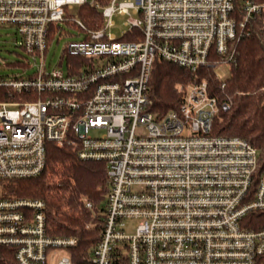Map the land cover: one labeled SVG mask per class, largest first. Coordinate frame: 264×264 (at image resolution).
Masks as SVG:
<instances>
[{
    "label": "built area",
    "instance_id": "1",
    "mask_svg": "<svg viewBox=\"0 0 264 264\" xmlns=\"http://www.w3.org/2000/svg\"><path fill=\"white\" fill-rule=\"evenodd\" d=\"M86 3L95 1L0 0V26L14 27L19 46L41 59L29 76L0 77L8 96L0 101V181L39 176L48 144L69 146L107 167L104 229L86 264H264V230L243 226L264 212L259 151L213 134L230 102L211 95L206 80L179 85L181 105L162 115L149 97L157 59L197 76L230 73L248 26L260 21L264 32V0H111L96 5L100 29L67 15ZM117 14L128 17L124 36L134 41L107 34ZM62 22L79 31L60 61L85 59L74 75L45 61ZM45 209L40 199L0 196V264H76L70 255L52 262L78 239L50 235ZM128 219L138 220L133 234Z\"/></svg>",
    "mask_w": 264,
    "mask_h": 264
},
{
    "label": "trees",
    "instance_id": "2",
    "mask_svg": "<svg viewBox=\"0 0 264 264\" xmlns=\"http://www.w3.org/2000/svg\"><path fill=\"white\" fill-rule=\"evenodd\" d=\"M110 1L95 0L93 5H80V20L89 29L102 28V12L96 5L105 6ZM55 30L53 27L51 34ZM246 32L237 43V57L226 79L219 78L213 69H200L197 76L174 63L157 59L149 83L150 110L162 115L177 109L183 101L179 85L206 80L211 95L231 104L228 111L216 116L213 134L242 137L252 143L259 151L261 173L264 172V32L260 21L249 25ZM123 39L134 41L130 35ZM84 60L68 57L72 66L69 74H76L78 64ZM6 92L7 89L0 92V101L8 99L3 95ZM108 192L104 162L81 160L72 147L49 143L45 170L34 178L5 183L3 195L44 201L49 234L76 237L78 244L70 250L72 259L76 264H86L101 240ZM88 202L92 208L86 206ZM243 226L264 230V212L248 215ZM114 264H127V260L117 259Z\"/></svg>",
    "mask_w": 264,
    "mask_h": 264
},
{
    "label": "rangeland",
    "instance_id": "3",
    "mask_svg": "<svg viewBox=\"0 0 264 264\" xmlns=\"http://www.w3.org/2000/svg\"><path fill=\"white\" fill-rule=\"evenodd\" d=\"M94 2L95 0H89ZM81 7L79 5L74 6L67 12L72 20L80 19ZM128 17L126 15H114L112 18L114 24L107 29L108 35H113L116 38H122L127 29L125 22ZM61 27L65 30L67 35H63L62 38L57 42L55 41L49 46L46 54L47 69L52 70L54 68H62L64 72L68 71L67 62L62 59L64 48L67 42L72 39H80L79 31L74 26H69L67 23L62 22ZM72 35V36H69ZM20 37L18 36L16 29L12 26H0V77L1 78H12L16 75H31L35 69L41 64V59L38 57L35 61L32 57H29L25 51L19 46ZM27 69V72H25ZM229 75L228 70H220V76L222 79H226ZM9 181H0V196L4 194V184ZM138 220L128 219L126 220V231L129 234H133L136 231ZM71 256L70 250L60 249L57 250V254L52 259L53 263H56L58 259L64 256ZM72 257V256H71Z\"/></svg>",
    "mask_w": 264,
    "mask_h": 264
},
{
    "label": "crops",
    "instance_id": "4",
    "mask_svg": "<svg viewBox=\"0 0 264 264\" xmlns=\"http://www.w3.org/2000/svg\"><path fill=\"white\" fill-rule=\"evenodd\" d=\"M69 16V15H68ZM70 26V25H69ZM71 26H73L74 27V25H71ZM76 27V26H75ZM77 28V27H76ZM55 31L53 32V36L54 35H56V34H62V35H67V33L65 32V30L61 27V25L60 26H57V27H55ZM69 36H72V35H69ZM77 36V35H76ZM67 62V64H68V61H66ZM68 65H70V64H68ZM71 68H72V66H70ZM71 68H70V71H71ZM68 72V71H67ZM77 74V73H76Z\"/></svg>",
    "mask_w": 264,
    "mask_h": 264
}]
</instances>
